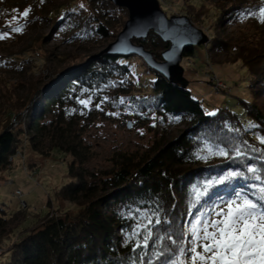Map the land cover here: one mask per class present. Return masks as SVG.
<instances>
[{"label":"trees","instance_id":"16d2710c","mask_svg":"<svg viewBox=\"0 0 264 264\" xmlns=\"http://www.w3.org/2000/svg\"><path fill=\"white\" fill-rule=\"evenodd\" d=\"M260 7L264 5L256 0H229L218 22L223 21L226 26L240 15L256 18L248 13L258 14ZM25 10L29 15L21 23L5 25ZM128 16L126 9L107 0H92L87 7L71 4V0H0V34L22 27L20 32L12 31V41L16 46L27 47L25 29L46 21L58 31L70 33L68 40L72 44L85 43L91 44L92 49H102L115 39L114 30ZM189 18L198 20L193 14ZM260 31L263 37L247 35L246 40L236 44L220 39L208 43L209 54H235L228 62L241 63L249 69L254 101L243 104L246 114L254 120V128L245 125L240 115L228 107L206 114L188 88L166 79L136 56L102 54L90 58L89 54L79 57L42 53L39 56L47 74L37 81L35 75L27 76L28 68L15 69L23 74L21 88L32 90V99L16 98L6 109L7 124L0 123V173L8 170L10 159H15L23 148L21 115L26 113L24 124L30 133L27 142L34 151L50 155L59 150L72 157L68 164L72 181L56 192V199L77 208L44 212L45 207L31 209L26 205V210L19 209L14 214L0 208V243L16 236L11 245L7 244V259L0 264H130L134 243L126 240L138 221L147 223L146 214L153 216L154 238L164 237L157 247L171 246L172 239L179 241L189 222L200 213L209 212L230 191L226 185H215L208 190L209 195H203L205 183L242 168L239 160L212 155L208 149L214 152L216 145L242 149L250 145L264 152V145L257 139L264 138V107L257 105L259 98L264 100V28ZM3 41L5 35L0 39L2 45ZM134 41L144 44L158 60L170 46L153 33ZM194 49L185 56L193 55ZM52 57L57 60L55 68L50 67ZM8 61L0 53V68L7 67ZM137 67H143L146 74H155L156 80L151 85L136 80ZM81 100H90L89 106L84 107ZM113 112L132 117L137 127L148 123L147 127L154 129L158 137L156 134L144 151L119 152L110 159L108 167L90 168L93 153L91 143L86 142L87 132L98 121L116 119ZM13 119L19 122L17 131L12 127ZM165 124H182L185 129L161 143L159 138L163 140L164 134L159 130ZM249 154L256 159L246 160L247 164L264 167L260 153L249 150ZM198 155L205 158L198 159ZM51 206L49 201L47 207ZM118 206L126 213H120ZM156 217L160 218V225L155 224ZM151 248L150 242L149 252ZM154 264L159 262L154 260Z\"/></svg>","mask_w":264,"mask_h":264},{"label":"rangeland","instance_id":"374dc122","mask_svg":"<svg viewBox=\"0 0 264 264\" xmlns=\"http://www.w3.org/2000/svg\"><path fill=\"white\" fill-rule=\"evenodd\" d=\"M91 2L92 0H71V4L77 3L79 6L83 5L86 7ZM228 2L229 0H159L162 10L169 18L175 15H186L189 17V15L193 14L198 20L196 22L192 21V23L208 34L209 41L220 39L236 44L239 41L246 40L247 35L254 34L258 38L263 37L260 30L264 26L254 17L240 15L236 20L226 23V26L223 21L219 23L222 11L225 10ZM257 2L264 5V0H256ZM13 17H16V19L13 20ZM13 17L7 20L6 26L17 25L25 19L22 14L18 13ZM128 19L129 16L126 17V22ZM126 22H123L121 27L114 30L116 37L112 42L117 39ZM120 23H122V20H120ZM24 33L28 37L26 38L27 41H25L28 42L27 47L13 44L12 31L10 30L4 33L5 41H3V45L0 43V53H2L4 59L7 58L8 62H10L7 64V67L10 66V68H0V123L5 121L4 125L7 124V118L4 115L8 106L16 98L29 99L28 96L31 93L29 91H32L28 87L21 88L20 83L24 77H22L23 74L16 73L15 69L28 68L27 76L32 78L35 75L36 77L34 76L33 78H36L34 81H37L42 75L47 74L44 61L39 54L66 53L79 57H86L89 54L90 58H94L100 56L101 52L112 43H107L102 49H92L91 44H72L68 40L70 33L58 31L53 24L46 21H43L40 25L36 24L30 28L27 27ZM234 56L235 54L232 53L221 56L211 55L208 51V44L195 47L193 55L183 58L184 75L189 82V91L196 100L201 102L206 114H215L219 108L228 107L240 115L245 125L249 126V128H254V120L246 114V108L243 104V101L248 103L254 101L250 89L253 78L249 69L243 64L228 62V59H232ZM24 59L27 61H24ZM56 63L57 60L52 57L50 67L57 65ZM32 66L34 67L33 69ZM142 69L143 67L135 69V79L143 84L151 85L157 76L153 73L146 74ZM212 74L217 76L223 84H226L227 90L223 89L224 91H221L214 86L216 83H211L210 76ZM30 99H32L31 96ZM263 101L259 98L257 105L264 107L262 105ZM261 110L263 111V108ZM25 115L26 113L21 115L24 118L21 125V129L24 132V136H22L23 148L15 156V160L11 163L8 170L0 173V208H6V211L10 213H15L19 209L26 210V205H29L31 209L45 207L44 212L76 209L77 206L75 204L66 201L60 202L56 199V192L72 181L68 174V164L72 161V157L59 150H54L50 155L34 151L29 142H27L30 133H27V126L24 124L26 123ZM113 115H115L116 119L113 118L114 120H111V117L108 122L98 121L87 132L86 142L91 143L93 153V158L88 164L90 168L101 169L108 167L110 159L119 152L144 151L157 134L153 132L154 129L147 127L148 123L144 122V126L137 127L134 125L132 117L119 115L116 112H113ZM12 123L14 124H12V127H15L17 131L20 128L19 122L13 119ZM128 123H131L130 128H128ZM161 127L159 132L164 134L163 140L159 138L161 143L179 135L185 129L182 124H165ZM31 134L34 133L32 132ZM17 190L22 192V197L15 195ZM49 201L52 202L50 208L47 207ZM117 210L122 214L126 213V210L119 206ZM15 239L16 236H13L12 240L10 239L7 243H0V263L7 259L5 254L9 247L7 244L11 245Z\"/></svg>","mask_w":264,"mask_h":264},{"label":"snow or ice","instance_id":"6c2138e0","mask_svg":"<svg viewBox=\"0 0 264 264\" xmlns=\"http://www.w3.org/2000/svg\"><path fill=\"white\" fill-rule=\"evenodd\" d=\"M22 15L28 17L29 11L25 10ZM248 15H254L264 23V7L259 8L258 14L249 12ZM12 31L20 32L22 27H15ZM4 35L0 34V39ZM80 103L88 107L90 100H81ZM257 139L264 145V138ZM208 150L212 155L239 160L242 164L241 169L210 178L204 185L203 195H209L208 190L215 185H226L230 189L227 197H222L221 202L209 212H202L189 222L179 241L171 240V246L157 247V242L164 237L154 238L151 227L153 216L146 214L144 219L147 223L138 221L126 240V243H134L130 264H154V260L159 264H264V167L246 163V160L256 159L249 154V150L260 153L262 162L264 152L250 145L242 149L227 144L224 147L216 145L214 152ZM197 158L205 157L198 155ZM155 224H161L159 217L155 218ZM167 238L171 239L170 236ZM150 242L152 248L149 252Z\"/></svg>","mask_w":264,"mask_h":264},{"label":"water","instance_id":"95a60500","mask_svg":"<svg viewBox=\"0 0 264 264\" xmlns=\"http://www.w3.org/2000/svg\"><path fill=\"white\" fill-rule=\"evenodd\" d=\"M129 13L123 30L117 39L102 52L109 56H137L152 70L171 82L188 88L182 61L192 48L208 44L209 36L197 28L186 15L171 16L162 10L159 0H107ZM150 33L159 36L170 46L162 53V60L154 57L144 44L135 43V39H146ZM131 123H128V128Z\"/></svg>","mask_w":264,"mask_h":264},{"label":"built area","instance_id":"2783aa9c","mask_svg":"<svg viewBox=\"0 0 264 264\" xmlns=\"http://www.w3.org/2000/svg\"><path fill=\"white\" fill-rule=\"evenodd\" d=\"M210 81H211V83H216V85H214L217 89H219V90H221V91H224L223 89H225V90H227L226 88H227V86H226V84H223L222 83V81L221 80H219V78L217 77V76H215V75H211L210 76ZM14 158H11L10 159V162H14ZM16 195H18L19 197H22V192L21 191H17L16 192Z\"/></svg>","mask_w":264,"mask_h":264}]
</instances>
